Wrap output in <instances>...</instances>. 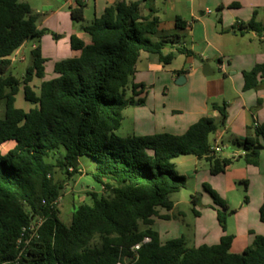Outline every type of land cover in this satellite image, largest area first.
<instances>
[{
    "label": "trees",
    "instance_id": "obj_1",
    "mask_svg": "<svg viewBox=\"0 0 264 264\" xmlns=\"http://www.w3.org/2000/svg\"><path fill=\"white\" fill-rule=\"evenodd\" d=\"M27 1L0 0V102L4 106L0 146L14 143L0 154V264H264V236L255 235L252 245L240 254L231 252L234 237L226 234L227 206L206 185L204 190L222 209L217 211V222L223 235L216 245L188 248L183 237L161 243L152 229L154 219L168 220L159 211L170 212V196L186 184L175 173L172 160L203 159L212 176L224 173L232 163L211 152L209 137L217 131L213 119H199L180 136L115 135L123 110L143 103L133 100L143 92V85L132 83V98L126 94L140 54L155 56L164 66L175 54L191 56L183 36L161 34L153 9L142 15L146 0H122L82 27L89 44L70 37V49L79 56L55 63L56 78L42 81L36 94L30 84L33 78L43 79L45 63L39 48L32 49L31 66L21 79L8 74L15 53L41 37ZM85 8L81 0H74L69 5L71 21L83 22ZM174 27L182 32L186 22L176 17ZM239 29L241 36L252 32L260 39L264 35V24L254 19L240 23ZM167 45L175 52L163 56L161 50ZM242 77L244 91L257 89L264 65L254 66ZM20 86L32 106L28 112L15 107ZM210 108L224 126L227 104ZM233 144L242 148L245 164L256 167L259 151L254 147L264 145V125H255L253 136ZM59 149L63 157L47 162ZM81 157L95 162L91 177L101 193L89 194L90 203L75 207L66 225L57 208L64 184L54 176L56 170L66 177L80 174ZM190 203L198 216L199 198L191 197ZM258 218L264 224V194ZM144 239L149 241L143 243Z\"/></svg>",
    "mask_w": 264,
    "mask_h": 264
},
{
    "label": "rangeland",
    "instance_id": "obj_2",
    "mask_svg": "<svg viewBox=\"0 0 264 264\" xmlns=\"http://www.w3.org/2000/svg\"><path fill=\"white\" fill-rule=\"evenodd\" d=\"M87 2L88 5L84 10V21L81 23H72L69 15V5H66V7L62 9V0H30L29 6L33 10L32 15L36 19V26L41 32V37L37 40L28 41L27 44L23 46L21 50L23 60L12 63L8 74H11L17 79H21L27 68L31 66V51L34 47H37L39 48L42 59L45 61L43 80L49 81L55 79L54 60L59 56L67 58L65 57L66 53H71L69 50V37L71 34H80L82 27L90 25L93 21L94 0H87ZM44 5H47V7L42 11ZM59 8H61L58 17L61 18L59 26L54 24L57 21V17L49 24H42V21L50 16L52 10L55 11ZM149 9L156 11V16L159 18L164 31L172 29L175 17L178 16L185 20L189 24L185 33H182L186 49L196 55H199L200 52H206L204 53L206 55L203 54V57L212 56L214 54L213 51L206 48L205 43L201 41L204 32H206L209 40L220 48H223L225 52L224 61L226 65H229V72H234L236 69H252L254 66L260 64L264 65V35L262 36L263 39L256 38V35L252 32H246L244 36H241L239 29L240 23L247 24L252 19L257 23L264 24V0L143 1L141 9L142 14L146 15L145 12L148 14ZM205 10L210 11V14L200 17V12H204ZM70 25H73L74 28H71ZM191 32L194 33V38L191 37ZM233 33H235V37ZM173 60L174 65L179 68H184L185 71L190 67V62L183 55L175 54ZM208 66L214 71V75L207 77L209 80L216 81L218 79H223L224 75L218 71L215 61L210 62ZM241 74L242 71H240L239 75L234 77V79L236 82L241 81L243 84V80L240 76ZM40 82L41 80L35 79L32 86L30 84L31 87H35L33 91L36 94H38ZM132 83L133 78L129 79L127 85L126 94L128 99L132 98ZM199 86L200 84L198 81L184 85L174 83L173 88L169 90V94L165 93L164 95L161 93L162 89L160 88L150 89L148 93L156 95L157 97V103L155 104L157 111L156 119L159 120L162 113L168 114L172 110H179V112H181L182 115L180 119L187 118L191 106H196L197 102L201 103L202 94L193 92V90H197ZM231 87L230 81H227L224 84L225 99L210 101L208 104L211 110V104L221 105L225 102L227 104V119L233 109L235 113L238 111V106L233 108L228 105L229 103H236V105H238L237 96L233 93ZM241 87H243V85ZM22 88L23 87L20 86L15 97V107L28 112L32 106L24 100ZM241 92L245 96L248 104L253 102L254 108H257L261 104V99L258 101L255 93L260 92L261 95H264V78L261 79L257 89L248 91L241 90ZM139 98L140 97H134L133 100L137 102ZM141 106L142 105L139 107L137 106V108L136 106H128L123 110L122 123L120 128L115 132V135L119 137L131 136L134 134V130L138 133L141 127L152 121L150 117L147 118L148 113L146 111L149 109L148 105L146 108L147 110H142ZM3 114L4 106L0 102V117H3ZM214 122L217 126V131H222L224 126L220 124V117L214 120ZM133 125H135L136 129L133 128ZM253 130L254 127L251 125L246 128V133L253 135ZM213 137L214 134L209 137L211 144H213ZM236 139L242 140L238 137ZM234 140V137H231L229 133H225L218 144L222 150L216 156L219 159H231L233 161L224 173L217 176L210 175V166L208 162L203 159L198 160L193 156H181L172 160L175 173L179 177L185 178L186 184L183 189L170 196V201L173 203V210L171 212H166L164 210L159 211L160 214L168 216V220L154 219L152 229L159 234L160 240L163 243L183 237L186 247L196 248L202 245L209 246L207 244H211V241L207 240L213 238L216 234H223L217 222V211H222V209L214 205L212 198L204 190L203 186L206 185L226 204V234L235 238L233 251L238 249L240 253L243 252L239 248L245 246L246 240H251L249 239V234L251 233L241 229V226L245 227L241 223V220L242 217H244L250 221L252 215L258 216V211L254 213L253 204L254 184L258 179H255L256 174H253L252 167L245 164L242 158L243 150L233 144ZM0 152L3 151L0 150ZM234 152H237L239 156L231 157V154ZM63 154V149H59L58 154L50 155L49 159L46 158V161L54 163L60 156L62 158ZM95 168L96 164L92 159L81 157L78 161V170L80 174H76L73 177H66L60 171L56 170L54 176L55 180L64 184V189L61 192V197L57 204L59 218L64 224H70L73 209L75 207L83 203H90L89 194L101 193L100 186L95 183L91 177L95 172ZM203 177H207L208 181H203ZM194 196H197L200 200V205L195 208L198 216L194 215L193 207L190 203V198ZM252 243H248L249 245L247 246H251Z\"/></svg>",
    "mask_w": 264,
    "mask_h": 264
},
{
    "label": "crops",
    "instance_id": "obj_3",
    "mask_svg": "<svg viewBox=\"0 0 264 264\" xmlns=\"http://www.w3.org/2000/svg\"><path fill=\"white\" fill-rule=\"evenodd\" d=\"M29 1L30 0H28V5H29ZM81 1L86 6L88 5L87 0H81ZM120 1H122V0H94V7H93L94 18H93V20L96 18H99L102 15L105 8H107L109 6L116 5ZM124 1L126 3H129V2H134V1H138V0H124ZM62 2H63L62 6H61L62 9L65 8L66 5H70V3L66 2L65 0H62ZM46 7H47V5H44L42 8V11H44V9ZM61 8H59L58 10H55V11L52 10L50 12V16L47 17L44 21H42V24H44V25L49 24L51 21L53 22L55 20V18L57 17V19H56L57 21L54 24L56 26H59L61 18H58V17L60 15ZM30 9L32 12L33 10L31 7H30ZM141 9H142V5H141ZM154 12H155V16H156V11H154ZM206 12H207L206 10L204 12H200V17L207 15ZM145 14L147 15L146 12H145ZM142 15L146 16L144 14H142ZM218 19H219V15H218ZM183 21H185V20H183ZM188 26H189V24L186 22L185 30L182 32H179V31H176V29L174 27V22H173L172 29H169L168 31H164L162 26H161V23H160L159 31H161V34H163V35L176 34L177 33L178 35L183 36L182 33H185ZM70 27L74 28L73 25H70ZM36 28H37V26H36ZM190 35L192 38H194V33L191 32ZM72 36H75L78 39L82 40L84 42V44H86V45L90 43L89 36L87 34H85L83 31H81L80 34H71L70 37H72ZM233 36L234 37L236 36L235 33H233ZM70 37H69V39H70ZM256 38H258V37L256 36ZM261 38L263 39V37H261ZM201 41H202V43H205L206 48L211 49L214 54L212 56H208V57H203V54L206 52H200L199 55H196V54L191 52L192 55L188 56V57L183 55L190 62V67L187 71H185L184 68H179L178 66L174 65V60L169 65L164 66L158 62V59L155 56H150L146 53L140 54L138 62L135 66V74L133 76V84L144 86L143 92L140 95H138L137 97H140L139 101L143 102V104L141 106L142 110H147L146 108L148 105L149 109L146 111L148 113L147 118L150 117L152 119V121L146 123L145 126L141 127V130L139 129L138 133L134 130L133 135H135V136H148V135H154V134L167 133V134H171V135H175V136H180V135L184 134L186 132V130L192 124L196 123L199 119H201L203 117L211 118L213 120L219 119V114L216 111H213L212 109L210 110L208 104L210 103V101H220V100L225 99L224 84L227 81H230L231 86H232L231 87L232 91L237 96V101H238V105H236V103H232V104L229 103L228 105H229V107H233V108L235 106H238V111L236 113H235L234 109L231 111V114L228 115V119L224 125L223 130L222 131H216V133L214 134L213 141H212L213 144H211V146H215V145L218 146L219 142L221 141V139L225 133H229V135H231V137H234L235 140H237L236 139L237 137L240 139H244L246 137L253 136L250 133H246V128L250 127L251 125H253V127L255 125H264V95H261L260 92L255 93L257 100L260 101V99H261V104L257 108H254V106H253L254 103L250 102L251 104H248L245 96L241 92V90L244 91L243 87H241L242 85L244 86V81L242 84L241 81L236 82V80L234 79V77H237V75H239L240 71H242V73H243L245 71H249L251 68H246L245 70H241V69L237 70L236 69L234 72H231V71L229 72V68H228L229 65H226V63L224 61L225 52H224L223 48L222 47L220 48L219 46L215 45L211 40H209L206 32H204V36L202 37ZM26 44H24L23 46H25ZM183 45L185 46V43ZM23 46L15 53V56L12 58V63H14L15 61H18V60L19 61L23 60V54L21 53ZM32 47H34V46H32ZM209 49H207V50H209ZM69 50L71 53H68V54L66 53L65 57H67V58H62L59 56L58 58H56L54 60L55 61L54 65H55V63H57L61 60H66V59H70V58H74V57L79 56V52L72 51L70 49V46H69ZM174 52H175V48L170 46V45L164 46L161 50V53L163 56L173 54ZM204 55H206V54H204ZM218 60H220V62H218ZM213 61L216 62L218 71L224 75L223 79L211 81L207 77L202 75L203 65H205V64L209 65V63L213 62ZM44 65H45V63H44ZM44 65H43V67H44ZM180 70L184 71V73L180 74V75L175 73V72L180 71ZM210 70L213 72V75H214V71L212 69H210ZM240 76L243 80L242 74ZM179 77L183 78V81L180 82L179 85L189 84V83L198 81L200 86L197 90H193V92L194 93L199 92L200 94H202V100H201V103L203 102L202 105H201V103H198V102H197L196 106L192 105L191 108L189 109V116L185 119L184 118L180 119L182 114H181V112H179V110H172L168 114L162 113V115H160V117H159V120L156 119L157 111H156L155 104L157 103L156 102L157 97H156V95L149 94L148 91L150 89H156V88L159 89L160 88V89H162L161 93L163 95L165 93L169 94V90L171 88H173L174 83H176V80ZM35 79L36 78H33L32 82H31V86H32V83ZM43 79H44V77H43ZM43 79L41 80V82L44 81ZM259 82H261V80H259ZM34 88L35 87H32V89H34ZM151 96H153V97H151ZM223 103H225V102H223ZM136 108H137V106H136ZM133 128L136 129L135 125H133ZM261 145H263V144H261ZM13 147H14V143H12V142L1 145L0 150H2L3 152H0V154H2V155L5 154L8 150L12 149ZM235 156H239L237 154V152H234L231 154V157H235ZM250 167H252V166H250ZM252 169H253V171H252L253 174H256L255 179H258V181H255V184H254L255 187H254V195H253L254 196V201H253L254 213H257L256 211H258V209L262 203V198H263V194H264V151L259 152L258 165L256 167H252ZM207 179H208L207 177H203V181H208ZM159 214H160V212H159ZM160 215H163V214H160ZM241 223L245 226V227L241 226V229L248 231V233H251V234H249V239H251V240H246L245 246H243V248H241V247L239 248V249H241V251H243L246 247H248L247 245L252 243L255 235L264 236V224L259 221V218H258V216L256 217V215H254V216L252 215L250 221L247 220L246 218L242 217ZM259 224H263V225H259ZM222 235L223 234H220V233L216 234L213 238L207 240V241H211L210 242L211 244H207V245H209V246L216 245L219 242V239L222 237ZM159 239H160V236H159ZM234 240H235V238L233 239V242H232L231 251H232V253L237 254V253H240V250L236 249L233 251ZM160 242L163 243L161 240H160Z\"/></svg>",
    "mask_w": 264,
    "mask_h": 264
},
{
    "label": "water",
    "instance_id": "obj_4",
    "mask_svg": "<svg viewBox=\"0 0 264 264\" xmlns=\"http://www.w3.org/2000/svg\"><path fill=\"white\" fill-rule=\"evenodd\" d=\"M202 75L205 76V77H210L213 75V72L209 69V66L207 64L203 65L202 67ZM183 81V78L182 77H179L177 80H176V84H180V82ZM254 150L256 151H264V146L263 145H257L254 147Z\"/></svg>",
    "mask_w": 264,
    "mask_h": 264
},
{
    "label": "built area",
    "instance_id": "obj_5",
    "mask_svg": "<svg viewBox=\"0 0 264 264\" xmlns=\"http://www.w3.org/2000/svg\"><path fill=\"white\" fill-rule=\"evenodd\" d=\"M65 1L71 4L74 0H65ZM206 14L209 15V14H210V11H207ZM210 149H211V152L214 153L215 155L219 154V153L221 152V150H222V148H220V147L217 146V145H215V146H211ZM32 229H33V228H31V230H32ZM148 241H149L148 239H144L143 243H147ZM138 249H139V245H136V246L134 247V250H138Z\"/></svg>",
    "mask_w": 264,
    "mask_h": 264
}]
</instances>
